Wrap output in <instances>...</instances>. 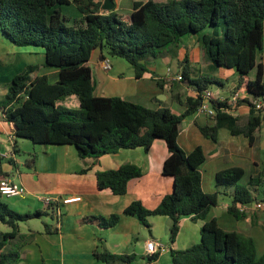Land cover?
<instances>
[{"label": "trees", "instance_id": "16d2710c", "mask_svg": "<svg viewBox=\"0 0 264 264\" xmlns=\"http://www.w3.org/2000/svg\"><path fill=\"white\" fill-rule=\"evenodd\" d=\"M72 3L79 14L68 17L65 7ZM102 4L93 0H0V30L5 39L17 46L41 48L44 65L57 69L54 82L46 75L30 78L27 71L15 75L0 100L1 118L12 124L14 152H18L16 137L33 144H70L80 159L91 158L95 165L103 154L136 147L148 151L155 139H162L168 152L162 174L172 177L171 192L151 209L138 200L132 201L123 214L136 217L145 226H149V216L169 217L170 243L175 241L181 218L203 220L197 243L186 248H169L171 264H264V252L256 255L252 237L224 230L214 218H207L209 210L218 203L220 187L231 188L227 211L237 219L242 218L245 211L240 212L236 205H249L259 199L257 195L264 189L257 194L252 189L262 186L261 174L251 176L246 185L240 184L244 170L232 166L218 171L217 190L206 192L201 182L200 166L206 159L202 147L197 145L185 151L177 142L182 119L196 111L203 91L212 85L223 87L227 80L204 72L193 76L187 58H183L178 62L181 79L177 82L195 93L184 100L176 98L184 107L177 114L165 106L149 108L120 96L94 94L93 74L86 64L92 50L100 48L109 56L126 60L135 76L140 77L146 71L147 57H158L183 36L198 34L206 59L214 68L233 69L234 90L250 98L240 97L236 103L238 106L246 100L249 106L245 124H239L236 115L222 109L228 106L226 101L211 100L215 113L207 116L214 122L198 128L203 136L216 141L218 129L226 127L231 135L242 134L252 144L264 120V111L254 109L251 101L264 96V64L260 60L264 51V0H134L129 22L123 21L113 9L101 13ZM70 95L78 98V108L58 103ZM1 161L0 158V164ZM8 161L15 166L12 159ZM0 175H7L1 166ZM141 175L138 165L123 163L97 171L96 186L123 195L128 181ZM2 197L0 194V264H17L21 247L34 237L33 233H19V222L47 212L21 213L9 207ZM46 210L57 216L55 205ZM119 219L120 214L113 213L107 218L89 216L81 221L108 228ZM50 227L43 223V231L50 232ZM93 256L105 264H134L135 258L99 248L93 251ZM149 260L150 257L145 264Z\"/></svg>", "mask_w": 264, "mask_h": 264}, {"label": "crops", "instance_id": "0c3cea01", "mask_svg": "<svg viewBox=\"0 0 264 264\" xmlns=\"http://www.w3.org/2000/svg\"><path fill=\"white\" fill-rule=\"evenodd\" d=\"M93 1L103 2V0ZM116 7L117 4L114 1L112 9L115 11ZM103 11L105 10L101 5L100 12ZM198 37V34L183 36L177 44L164 49L158 57H147L144 60L146 71L140 77H136L132 68L130 69L121 61L115 63L111 61V69L104 70L101 61L109 55L100 48L92 50L86 64L90 66L93 74L94 94L120 96L149 108L165 106L171 109L170 105H173V102L180 104L176 100L177 97L184 100L186 96H193L195 93L180 82L165 79L167 67L179 71L178 66L176 69L172 68L170 61L175 57L179 62L186 57L192 68L193 76L204 72L226 79V85L217 87V89L222 95L228 97L236 84V73L233 69L214 68L203 54ZM13 45L5 39L0 30V100L4 98L12 78L20 73L27 71L30 78L36 75H46L48 79L50 76L57 79L56 68L47 69L44 61L42 65L36 66L33 60L26 57V54H34L33 51L43 54L41 48L39 50L29 46L14 45L17 47H13ZM161 63L165 64L164 70L157 73V67ZM44 68L46 71L42 72ZM143 80H155L157 87L150 82L148 89L142 90ZM158 82L162 83V87ZM241 95L245 99H250L244 93ZM58 103L72 108L79 106L75 95L67 96ZM248 112L249 106L246 100H242L232 115L238 117L239 124H245ZM199 117L207 118L205 115L194 112L182 119L177 142L185 151H190L197 145L202 147L206 156L204 163L200 166L203 190L206 192L217 190L214 187L216 173L232 166H238L244 170L241 180L247 179L248 181L251 176L261 174L262 186H253L252 190L256 194L259 189L263 190L264 136L260 129L264 126V120L262 127L255 133L253 143L250 144L247 137L242 134L231 135L226 127L218 129L216 141H206L207 138L191 139L192 126ZM11 128L9 123L0 121V151L9 149L5 136L7 130ZM163 142L155 139L148 151L136 147L103 154L98 157V163L95 165H92L93 159L91 158L80 159L73 145L33 144V150L29 152L25 161V167L29 171L18 173V183L24 185L26 192L20 196L7 197V199L15 198L8 202L18 212H31L30 209L34 208L46 211L50 220L42 219L39 223H35L38 218H31L19 222V233H33L34 237L31 242L21 247L17 264H105L93 256V251L98 248L115 254L134 255V264H145L147 259L145 242L148 239H154L158 243L163 242L168 247L167 251L158 255L156 264L163 259L165 261L163 264H171V258L165 259V255L170 254L169 248H186L195 244L197 231L200 230L199 227L203 220H193L190 217L181 218L175 241L167 243V231L170 227L167 218L169 217L149 216L147 218L149 226H145L136 217L123 214L125 207L132 201L138 200L146 208L151 209L159 204L164 195L171 192L172 183L168 176L162 174V164L168 155L165 142ZM17 147L19 151L20 148L18 145ZM17 161L15 153L13 162L17 164ZM123 163H133L142 169L141 176L128 181L126 193L115 195L109 189H98L95 173L99 170L116 168ZM0 166L7 174L12 169L9 161L2 160ZM86 167H89L88 170L80 171ZM11 179L14 181L13 178ZM219 191L221 194L230 195L231 201V188H223ZM73 196L79 199L67 203L62 202V199ZM43 197L59 199L55 202V206H58L61 211L58 217L55 214L51 215L50 210H46L44 203L42 204ZM256 201L264 204V200L260 198ZM229 203L220 201L218 198L217 205L209 210L207 218H214L224 230H233L252 237L255 242L256 255L260 256L264 252V205L260 209H255L253 203L247 205L248 209L243 217L237 219L227 211ZM113 213L120 214V219L108 228L96 222L81 221L82 218L89 216L107 218ZM34 219L36 221H33ZM24 222L27 224L25 225L26 230L22 229ZM44 222L51 226L50 232L43 231Z\"/></svg>", "mask_w": 264, "mask_h": 264}, {"label": "built area", "instance_id": "2783aa9c", "mask_svg": "<svg viewBox=\"0 0 264 264\" xmlns=\"http://www.w3.org/2000/svg\"><path fill=\"white\" fill-rule=\"evenodd\" d=\"M101 66L104 70L108 71L111 69V63L108 58H104L101 61ZM165 79L168 81H179L181 79V72L180 71H174L171 69V67L166 68L165 72ZM242 97L241 91L234 90V88L230 91L228 97L224 96L221 94V92L216 89V91H212L210 88L205 89L203 93L201 94V103L198 105L196 108L195 113L198 114H204V115H212L215 113V108L212 107L210 101L215 100L218 102H227L228 106L222 107L223 110H225L228 113H233V111L236 108V103L239 100V98ZM252 105L254 109L256 110H263L264 111V96H258L253 98L252 100ZM2 115V108L0 107V121H3L1 118ZM11 126L12 124L9 123ZM0 136H1V131H0ZM6 141L9 145V149L6 151H0V158L2 160L8 161V159L14 158L15 152L13 149V144H14V134L12 131V128L7 130L6 132ZM26 188L22 183H16L14 182L10 175H0V194L6 197H11V196H20L25 194ZM79 197H67L62 199L63 203L71 202V201H76L78 200ZM58 198H53V197H43L42 201L48 209L50 205H55V202H58ZM253 207L255 209H260L263 207L262 202H252ZM251 203V205H252ZM237 209L240 212L246 211L248 209L246 204L242 203H237L236 205ZM56 217L60 215V209L58 206H56ZM168 250V247L163 244V243H158L154 239H148L145 242V253L147 255V258L150 257L149 264H156V260L158 255L161 253L165 252Z\"/></svg>", "mask_w": 264, "mask_h": 264}, {"label": "rangeland", "instance_id": "374dc122", "mask_svg": "<svg viewBox=\"0 0 264 264\" xmlns=\"http://www.w3.org/2000/svg\"><path fill=\"white\" fill-rule=\"evenodd\" d=\"M114 1L117 4V7L115 9L116 12L115 11L114 12L117 13L122 18L123 21L129 22V13H130V10L132 8V3H133L134 0H114ZM140 1H144V0H140ZM156 1L166 2L167 0H156ZM65 14L68 17H75L79 13H78L75 5L72 3V4H70V5H68V6L65 7ZM13 47H17V46H14L13 45ZM184 47H187V46H184ZM34 48H36V47H34ZM36 49H39L40 50V48H36ZM33 53L34 54H26V57H29L30 60H33L32 62H34L36 64V66H38L40 64L42 65V63L44 61V56H43L42 52L41 53H38V52H34L33 51ZM35 53H38V54H35ZM107 58L109 59L110 63H111V61L114 62V63L117 62V61H121L122 63L126 64L130 69L132 68L130 66V64L126 60H124L123 58H120V57H117V56H108ZM260 60L262 62H264V51H262V53L260 55ZM202 61H203L202 63H204V60H202ZM170 65L172 66V68L176 69L177 66H178L177 58L174 57L170 61ZM164 66H165V64L164 63H161L160 66L157 67V73H161L164 70ZM111 67H112V63H111ZM47 69H53V67H47ZM132 70H133V68H132ZM43 71H46V69L44 68L42 70V72ZM133 72H134V70H133ZM49 80L52 82V81L55 80V77L50 76V79ZM150 82L153 83V85H155V87H157L155 80H143L141 82V84H142L141 89L142 90H147L148 89V85H149ZM210 89L212 91H216L217 87L212 85ZM144 102L148 103L147 101H144ZM148 104H150V103H148ZM170 106H171V109L175 113H177V114H180L184 110V107L181 104H178L177 102H173V105H170ZM202 115H204V114H202ZM205 116L207 117L206 119L199 117L197 119L196 123L192 126V130H191L192 136H191V139H193V140H195V139H197V140L199 139L200 140L201 139L202 140V139L207 138L208 140H206V141H209L210 140V138L203 136V134L201 133L200 129L198 128L199 125H203L205 123H209V125L210 124L211 125L213 124L214 121L211 120V119H209L207 115H205ZM260 130H261L262 136H264V126ZM159 141L160 142H163L162 139H159ZM16 142H17V145L20 148L19 151L16 153V157L18 159V161H17L18 163L17 164L15 163V166H12V169L10 170L9 175H10L11 178L14 179V181L18 182V173H19V171L20 172H28L29 171V169L27 167H25V161L27 160V158L29 156V152H32V150H33L32 149L33 143L30 140H28L26 138H21V137H16ZM168 177H169V179H170V181L172 183L173 182L172 181V177L171 176H168ZM239 183L246 185L247 184V179H242V180L239 181ZM214 187H216V185H214ZM220 190H223V188L220 187ZM257 196H258V198L264 200V191H260ZM10 199H15V198H10ZM10 199H7V197H2V200H4L8 204L9 207L12 206L8 202V201H11ZM219 200L220 201L223 200L225 202H230V195H228V194L227 195L219 194ZM251 203H249V205ZM42 204H43V202H42ZM42 204L40 205L41 206V209H43ZM30 210H31V212H33V211L38 210V209H34L33 208V209H30ZM36 218H38V221L35 222V223H39L42 219L50 220V218L47 215H42V216L36 217ZM35 219L33 221H36ZM167 219H168V222H169V224L171 226V223H172L171 219L170 218H167ZM25 225H27L25 222H24V224L22 223V227H24V228H22L23 230H26ZM2 229H6V227L3 226ZM191 232H192V229H191ZM169 234H170V229H168V231H167V237H166L167 243H170ZM183 237H185V236H183ZM198 241H199V229L197 231V239H196L195 242L197 243ZM168 258H170V254H166L165 255V259H168ZM164 262L165 261L163 259V260L160 261L159 264H163Z\"/></svg>", "mask_w": 264, "mask_h": 264}, {"label": "water", "instance_id": "95a60500", "mask_svg": "<svg viewBox=\"0 0 264 264\" xmlns=\"http://www.w3.org/2000/svg\"><path fill=\"white\" fill-rule=\"evenodd\" d=\"M114 7V2L112 0H104L102 8L104 10H111Z\"/></svg>", "mask_w": 264, "mask_h": 264}]
</instances>
